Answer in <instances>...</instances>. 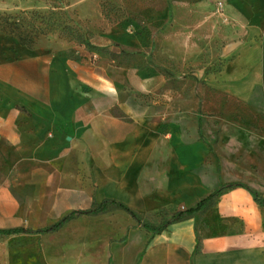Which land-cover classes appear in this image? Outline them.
Listing matches in <instances>:
<instances>
[{
  "label": "crops",
  "instance_id": "obj_1",
  "mask_svg": "<svg viewBox=\"0 0 264 264\" xmlns=\"http://www.w3.org/2000/svg\"><path fill=\"white\" fill-rule=\"evenodd\" d=\"M169 1L171 12H184L190 24L185 30L171 24L162 35L164 45L190 43L197 31H206L208 0ZM220 1L219 51L231 60L229 84L235 94L249 97L250 110L262 118L264 0ZM170 54L176 60L174 50ZM147 85L130 68L103 58L85 65L61 52L42 56L21 47L8 65L0 61V229L46 227L107 199L158 225L221 184L242 182L257 192L245 181L219 176L206 143L178 125L177 110L140 103L133 93L175 94ZM240 127L264 142V118ZM209 208L213 219L199 212L152 233L108 205L98 214L76 215L53 232L0 236V260L264 264V206L237 186L225 189Z\"/></svg>",
  "mask_w": 264,
  "mask_h": 264
},
{
  "label": "rangeland",
  "instance_id": "obj_2",
  "mask_svg": "<svg viewBox=\"0 0 264 264\" xmlns=\"http://www.w3.org/2000/svg\"><path fill=\"white\" fill-rule=\"evenodd\" d=\"M169 3L0 0V16H11L7 22L0 17V61L8 65L11 56L26 47L42 56L61 52L85 65L103 58L130 68L141 81H148L147 88L159 86L175 93H133L140 103L177 110L178 125L206 143L211 163L217 165L223 180L245 181L264 195V142L250 139V129L240 127L264 117L252 112L249 97L235 94L229 84L231 60L219 51L217 28L223 2L208 0L206 31L198 29L192 42H173L172 47L164 45L162 35L169 34L171 24L185 30L190 19L184 12H171ZM171 50L176 60H170ZM205 215L215 218L211 208L203 212ZM21 243L12 241L2 247Z\"/></svg>",
  "mask_w": 264,
  "mask_h": 264
},
{
  "label": "trees",
  "instance_id": "obj_3",
  "mask_svg": "<svg viewBox=\"0 0 264 264\" xmlns=\"http://www.w3.org/2000/svg\"><path fill=\"white\" fill-rule=\"evenodd\" d=\"M0 17L3 21L7 22L11 16L6 14ZM237 186L247 189L248 192L253 197L254 201L257 202L259 205L264 206V197H262L255 190L251 189L248 185L242 182H229V183L221 184L218 188L211 191L206 196L202 197L200 200L196 202L194 206L189 207V208L179 209L175 211L170 217L163 218L158 225H152L150 223L141 221V219L136 215V213L133 210H131L129 207H127L126 205L120 202L114 201V200L107 199V200L102 201L100 204H98L97 206L91 209L71 211L65 216H63L61 219H59L57 222L49 226H46V227L37 228V229H28V228L26 229L23 227L0 229V236H9V235L18 234V233L53 232V231L58 230L65 222L69 221L76 215L79 216V215H88V214H98L104 211L108 207V205H114L117 208L126 212L133 220L137 222V224H139L145 230L151 231L152 233H159L163 231L169 224L182 220L183 218L187 216L206 211L209 208L212 200L216 198L217 196H219L225 189L237 187Z\"/></svg>",
  "mask_w": 264,
  "mask_h": 264
},
{
  "label": "built area",
  "instance_id": "obj_4",
  "mask_svg": "<svg viewBox=\"0 0 264 264\" xmlns=\"http://www.w3.org/2000/svg\"><path fill=\"white\" fill-rule=\"evenodd\" d=\"M221 6V4H219Z\"/></svg>",
  "mask_w": 264,
  "mask_h": 264
}]
</instances>
